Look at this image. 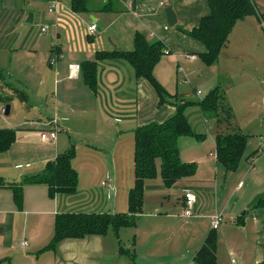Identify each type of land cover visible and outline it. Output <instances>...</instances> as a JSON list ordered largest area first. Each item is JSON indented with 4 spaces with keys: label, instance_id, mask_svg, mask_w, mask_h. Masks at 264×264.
<instances>
[{
    "label": "crops",
    "instance_id": "1",
    "mask_svg": "<svg viewBox=\"0 0 264 264\" xmlns=\"http://www.w3.org/2000/svg\"><path fill=\"white\" fill-rule=\"evenodd\" d=\"M252 1L257 15L236 25L220 59L245 26H261L256 18L260 17V10L264 11V0ZM91 2L90 12L78 14L72 11L71 0H0V40L6 43L0 46V69L8 62L7 92L11 94L16 89L25 93L26 97L19 102H24L25 109L37 108V113L43 110V102L47 107L50 96L54 99L47 121L36 119L37 115L23 117L25 109L16 106L15 101L10 103L8 117L3 114L5 106L0 107V129L17 131L15 144L0 154V178L9 184H20L41 174L72 146L77 152L73 165L79 175L74 195L51 198L47 186L26 185L21 208L15 204L11 189H0L1 264H197V253L215 231L212 219L216 215L223 217V224L215 231L217 264H232V259L237 264H262L264 209L254 207L264 199V153L260 152L264 139L252 140L255 142L249 146L247 140L243 158L234 172H227L210 152L198 162L193 179L172 188H167L160 178L146 184V193L152 192L153 198L145 196L143 214L135 228H131L134 241L129 243L130 249L125 247L121 230L119 235L110 232L105 236L65 240L56 251L45 250L54 237L59 215L127 212L128 195L134 186L131 174L118 183L116 167L120 161H116L114 152L105 159L107 151L103 144L111 139L121 141L124 134L134 147L132 140L137 128L163 123L176 113L174 104L169 102L160 108L153 87L146 80L137 79L124 61L99 62L95 93L85 84L82 72L77 79L70 78V66L95 62L100 52H132L138 32L149 40L163 42L167 48L166 60L163 57L154 71L159 78L173 66L179 73L187 70L207 51L185 32L197 28L209 14L208 0ZM54 3L57 10L50 12ZM107 4L110 9L105 11ZM168 8L177 16L173 28L168 25ZM30 15L32 25L27 23ZM93 24L97 25V31L90 35L88 28ZM44 26L50 28L46 37L40 32ZM34 27L39 29L38 33H34ZM54 52L62 58L51 66L49 61ZM192 55L197 57L194 62L187 58ZM52 119L58 121L57 139L44 142L41 134L54 129ZM204 122L207 128L214 129L215 138L218 132L226 131L221 124L210 125L205 119ZM128 125L130 128L124 131ZM183 140H179L180 158L183 163L192 164L182 159ZM214 145L216 148L215 139ZM96 156L104 163L105 176L100 183L93 172L84 175ZM103 183L112 185L114 191L104 188ZM177 192L181 194L179 202H173L177 213L174 208L169 213V209H164V201L171 204V193ZM186 192L197 198L191 217L183 216ZM149 199L154 204L145 213Z\"/></svg>",
    "mask_w": 264,
    "mask_h": 264
},
{
    "label": "trees",
    "instance_id": "2",
    "mask_svg": "<svg viewBox=\"0 0 264 264\" xmlns=\"http://www.w3.org/2000/svg\"><path fill=\"white\" fill-rule=\"evenodd\" d=\"M92 0H71L74 13L90 12ZM209 14L204 17L200 25L188 32L186 36L198 41L206 47V52L200 55L201 61L207 66L218 63L222 51L228 46L230 37L236 25L248 17L256 16L258 11L252 0H208ZM110 9V4L104 8ZM106 11V10H105ZM167 48L159 40H149L142 33L134 37L132 52L113 51L100 52L95 62H87L81 67L86 85L97 91L98 64L101 61L121 60L126 62L134 71L137 79L146 80L159 98L161 108L167 102L165 89L155 78V68L165 56ZM0 107L9 105L14 98H25L26 95L16 89L11 94L6 91V77L0 70ZM195 105L182 101L174 104L176 113L163 123H150L136 129L134 134V186L128 195V212L117 215L98 214H62L56 217L54 237L45 250L56 251L58 245L65 240H80L89 236H105L110 232L119 235L123 229L135 228L138 218L144 211L145 185L158 175V164L161 169V179L167 188H172L181 181L193 179L197 172L196 164L183 163L180 158L179 140L194 137L203 141L206 136L195 134L185 115L186 109ZM203 113L216 115L215 124H221L225 132H218L215 138L217 162L227 172L238 169L243 158L248 137L233 129V133H226L232 126L233 114L229 108L226 96L220 87H216L200 103L197 104ZM17 131L14 129H0V154L8 152L15 144ZM77 152L75 146L60 154L54 162L49 163L44 171L26 179L20 184H9L0 178V189L9 188L13 191L14 201L18 208L24 202V185H45L49 196L74 195L78 191L79 175L73 162ZM254 208L264 209V199ZM216 232L214 231L205 241L197 253V264H217ZM123 251V247L121 249ZM3 261H0V264ZM264 264V262L262 263Z\"/></svg>",
    "mask_w": 264,
    "mask_h": 264
},
{
    "label": "rangeland",
    "instance_id": "3",
    "mask_svg": "<svg viewBox=\"0 0 264 264\" xmlns=\"http://www.w3.org/2000/svg\"><path fill=\"white\" fill-rule=\"evenodd\" d=\"M91 4L92 2L90 5ZM260 12V17L257 16L256 20L259 21L261 26L258 27V25L252 24L245 26L244 31H241V33L233 39L230 50L227 52L224 51L219 64L217 63L214 66L207 67L199 60L195 65H189L187 70L181 71L180 73L177 72L175 66H173L170 69H166L163 73V78H159L155 74L156 80L166 91L167 102L176 104L185 101L195 104L186 109L185 115L192 126L193 132L206 137L203 141H198L194 137L183 138L181 156L182 159L187 160V163L196 164L198 166V162L210 152H213L216 159L214 129L207 128L204 122L205 119L212 125L217 120L216 115L213 113H203L201 108L197 105L216 87H220L224 92L227 104L234 117L232 120L233 125L228 127L226 133H233V129L240 131L250 140L248 141V146L258 139H264V11L260 10ZM38 31L39 29L34 27V33H38ZM46 34L49 35V31ZM46 34L43 37H46ZM2 44L6 43L0 40V46ZM165 58L166 57L163 59ZM7 63L5 68L0 69L5 72V76L6 74L8 75L7 70L9 69V64ZM6 82L8 83V81ZM199 91L202 93L201 96L198 94ZM154 94H156V92H154ZM13 101H15L16 106L25 109V105L22 106L24 102H19L21 98L16 97ZM53 104L54 99L50 96L47 107H45V103L43 102L41 108L43 110L41 112L37 113V108L31 111L29 109L30 107H26L23 112L20 109L18 110L22 112L23 117H35L37 115L36 119L47 121L49 120L48 117L52 114L51 110ZM132 125L133 124L130 126ZM130 126L124 127L123 130H128ZM82 132L84 133V131ZM123 137L124 134L121 136V141L117 140L113 142L111 139L105 142L103 147L107 152L104 156L106 159L114 152L116 161L117 159L120 161V166L116 167V176L119 178V184L120 182L122 183L124 178L129 174H131L134 183V147L132 144H128L127 137ZM252 140L255 141L252 142ZM132 141H134V137ZM93 162V166H91L90 170L84 173V175L93 172L94 177L96 176L97 179L99 178L97 181L100 183L103 176H105L104 163L97 156L95 160L93 159ZM79 173L81 177H84L81 171H79ZM157 178L161 179L160 164H158V175L153 180H157ZM153 180L147 181V186L153 184L151 183L155 182ZM127 182L126 180V183ZM25 187L26 185H24V188ZM150 194L152 195V192L146 193L145 185L146 198H153L150 197ZM171 195V204L168 205L169 200L164 201V209H169L167 212L171 213L170 209L174 208L175 213H177L175 210L177 207H173V202L178 203L181 194L177 192L171 193ZM148 204L149 208H147V210L145 209V213L151 211V204L154 203L149 199ZM164 211L163 213L165 214L166 210ZM121 236L125 239V241L123 240L127 245L125 247L130 249L131 246L129 247V243L134 241V231H132L131 228L124 229L122 230Z\"/></svg>",
    "mask_w": 264,
    "mask_h": 264
},
{
    "label": "built area",
    "instance_id": "4",
    "mask_svg": "<svg viewBox=\"0 0 264 264\" xmlns=\"http://www.w3.org/2000/svg\"><path fill=\"white\" fill-rule=\"evenodd\" d=\"M57 10V3H54L51 7H50V12H55ZM49 26H44L41 28L40 32L41 34L45 35L48 31H49ZM97 31V25L93 24L88 28V32L90 35H94ZM62 58V55L58 52H54L51 57H50V65L51 66H55L56 63ZM190 61H195L197 60V57L192 55V56H188L187 57ZM70 78L71 79H77L79 76V73L81 72V67L77 66V65H73L70 66ZM199 96L202 95V93L199 91L198 92ZM52 126L54 127V129L50 132H45L41 134V140L44 142H48V141H56L57 139V135L59 133V125H58V121L54 120L52 122ZM261 153H264V144L262 145L261 149H260ZM102 186L104 188H108L111 192L114 191V187H112V185L107 184V183H103ZM196 196L191 193V192H186L185 193V207H184V211H183V216L184 217H191L192 216V210L193 207L196 203ZM223 223V217L221 215H216L215 217H213L212 219V228L213 230H218L221 225ZM25 245L27 244L26 242L24 243ZM232 264H237L235 259H232Z\"/></svg>",
    "mask_w": 264,
    "mask_h": 264
},
{
    "label": "water",
    "instance_id": "5",
    "mask_svg": "<svg viewBox=\"0 0 264 264\" xmlns=\"http://www.w3.org/2000/svg\"><path fill=\"white\" fill-rule=\"evenodd\" d=\"M166 15H167L169 27L170 28L175 27L178 20H177V16L174 13L173 9L172 8L166 9ZM27 23L29 25H32L33 24V15H30L29 16V19H28ZM10 112H11V105L9 104V105H6L5 106V109H4L5 116L8 117L10 115Z\"/></svg>",
    "mask_w": 264,
    "mask_h": 264
}]
</instances>
